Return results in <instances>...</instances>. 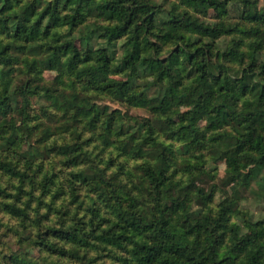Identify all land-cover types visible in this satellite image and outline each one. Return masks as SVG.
I'll use <instances>...</instances> for the list:
<instances>
[{
  "label": "trees",
  "instance_id": "1",
  "mask_svg": "<svg viewBox=\"0 0 264 264\" xmlns=\"http://www.w3.org/2000/svg\"><path fill=\"white\" fill-rule=\"evenodd\" d=\"M179 1L221 15L235 6L251 26L228 32L250 37L247 49L235 38L209 57L185 43L161 59L164 45L151 41L153 29L163 27L169 43L181 38L180 29L216 36L223 28L163 11L154 0H0V213L49 254L79 264H264V236L250 235H263L264 216L254 221L241 207L250 194L264 205V3ZM19 63L30 74L49 68L73 77L71 91L53 97L62 127L45 133H69L71 141L39 149L28 140L27 98L14 118ZM136 80L146 82L142 91ZM157 85L163 91L148 95ZM99 94L157 116L138 119ZM166 99L176 109L165 107ZM84 134L108 152V163L115 152L134 161L126 178L114 181L118 173L106 175L105 163L92 166L79 141ZM241 156L252 160L246 170ZM220 162L232 170L208 184L215 177L207 167Z\"/></svg>",
  "mask_w": 264,
  "mask_h": 264
},
{
  "label": "rangeland",
  "instance_id": "2",
  "mask_svg": "<svg viewBox=\"0 0 264 264\" xmlns=\"http://www.w3.org/2000/svg\"><path fill=\"white\" fill-rule=\"evenodd\" d=\"M15 5L23 4L29 0H11ZM96 1V0H95ZM158 4L162 5L163 11H171L173 14H180L184 16H191L193 18H198L200 21H204L207 23H216L222 26V32L219 35H205L194 33L189 29H180L176 32V36L181 38H176L172 42L167 43V41L163 38L164 28L159 27L153 29L150 39L153 43L161 42L164 45V48L160 51L158 56L161 59H165L168 57L169 53L176 49L178 45L182 46V44H190L191 49H196L197 47H201V50L206 52V55L209 57H214L216 52L219 49H225L226 46H229L231 40L243 39L239 45V49L246 50L248 42L251 41L250 37H244L243 35L237 32H228L229 27H243L249 28L251 24L247 21H243L240 10L236 9L235 6L228 9V12L224 15H221L215 9H208L205 12H199L195 9V7L191 5H186L181 3L179 0H154ZM259 5H263L264 0H258ZM168 12H164L161 15H165ZM78 30V29H77ZM75 32V31H74ZM145 32L144 27H139L140 37H142ZM236 38V39H235ZM149 48L147 43L143 45V52H145ZM93 56L97 57L100 54L99 48L94 49ZM23 63H19L16 68L14 83L15 89L17 90L16 97V105L14 109V118L16 120L19 119L17 116V111L24 105L23 98H27L29 100V105L26 107L25 115L27 118V124L29 130H31L32 134L28 137V140L31 142L33 147H37L42 149L45 145L51 146L54 140L57 143L68 142L73 138L69 133H65V136L59 138L57 134L51 135V137L45 138V133L47 129H50L52 132H57L55 130V124H59L62 127L60 120L62 119L61 110H59L58 104L53 102V97L57 96L60 91H71L69 87V83L72 81L73 77H69L66 73L60 75V72L56 69L43 68L40 73H29L27 71ZM69 77V78H68ZM113 78L117 79H125L124 76L114 75ZM135 90L142 91L146 82L143 80H136L134 82ZM162 86H152L148 88L147 94L150 96H154L157 92H162ZM74 89L79 91V84L77 82L74 83ZM180 88H175V92L178 93ZM97 99L101 100V102H106L110 105L111 108H120L122 111H125L126 114H131L139 118H149L150 120H154L157 116V112L153 113L142 107H126L125 104H121L112 94H99L97 95ZM165 107H168L171 111L172 109H176L175 101L171 99H166L164 103ZM189 105H184V107H180L179 112L180 115L184 111L187 110ZM164 115H162L163 117ZM183 115L179 118L182 119ZM204 122L201 123L203 125ZM22 132H20L21 135ZM89 134H84L81 136L79 141H82V146L88 150L89 159L92 160V166L96 167H104L108 166V170L106 175L113 170L114 173H118V176L114 179L116 181L118 178H126L129 174L131 168L134 165L133 160L126 161L122 156H117L116 152L113 153L112 158L113 161L108 163V152L104 151L103 153L98 152L103 149L102 146L98 143L97 140L91 141L86 139ZM165 137V136H163ZM172 141L175 147L179 148L180 144L177 141ZM25 148H23L24 150ZM182 151V150H181ZM207 158V156H206ZM107 159V160H106ZM105 163L106 165H102ZM111 166H109V165ZM122 164V165H121ZM252 165V160L249 156H241L240 158V167L241 170H246ZM214 168L212 174L215 178H209L208 184L212 183L216 180L218 183L220 180L224 179L225 173L228 170H232L224 162L218 163ZM78 167V166H77ZM77 167L73 169L76 170ZM58 168L63 172H67L70 169L64 168L61 163H59ZM130 170V171H129ZM2 174H0L1 177ZM112 175V174H108ZM116 176V174H115ZM4 180V178H2ZM247 195V194H245ZM248 196V198H247ZM244 202H241V207H245L247 211L251 213L253 220L261 219L264 216V205L258 204L255 198H253L252 194L247 195ZM255 201H254V200ZM17 222L14 219H11L9 216L0 213V264H19L22 259L35 262L36 264H79L78 260L74 257H60L55 254H49L46 249L37 246V244L33 243L32 240L28 237L27 232H23L22 229L20 231L14 230L18 226ZM36 235V234H35ZM34 235V236H35ZM251 237L254 240L260 239L264 236V233L258 231L257 233H251ZM263 238V237H262ZM94 258H97L98 255H93ZM86 261V260H84ZM102 260H96L87 264H98L101 263Z\"/></svg>",
  "mask_w": 264,
  "mask_h": 264
}]
</instances>
